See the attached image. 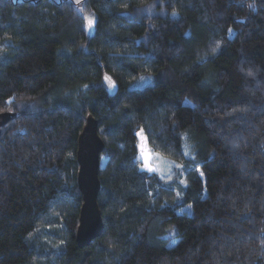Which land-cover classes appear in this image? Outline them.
Returning a JSON list of instances; mask_svg holds the SVG:
<instances>
[{
	"label": "trees",
	"instance_id": "trees-1",
	"mask_svg": "<svg viewBox=\"0 0 264 264\" xmlns=\"http://www.w3.org/2000/svg\"><path fill=\"white\" fill-rule=\"evenodd\" d=\"M0 112V264H264V0H0ZM88 116L103 227L80 246Z\"/></svg>",
	"mask_w": 264,
	"mask_h": 264
},
{
	"label": "water",
	"instance_id": "water-1",
	"mask_svg": "<svg viewBox=\"0 0 264 264\" xmlns=\"http://www.w3.org/2000/svg\"><path fill=\"white\" fill-rule=\"evenodd\" d=\"M14 116L15 114L11 112H0V129ZM102 148L103 143L96 132V121L88 116L78 135L76 150L78 163L76 180L82 196L76 229V241L80 246L99 236L103 227L96 200L100 187L98 167Z\"/></svg>",
	"mask_w": 264,
	"mask_h": 264
},
{
	"label": "rangeland",
	"instance_id": "rangeland-1",
	"mask_svg": "<svg viewBox=\"0 0 264 264\" xmlns=\"http://www.w3.org/2000/svg\"><path fill=\"white\" fill-rule=\"evenodd\" d=\"M107 82V81H106ZM114 89L113 87L109 89L110 92H112ZM144 149V156H141V148ZM140 160H141V167L148 170V168L143 167L145 164V161L147 160V163L152 167L153 172H156L160 178L163 179H174L176 178V164H174L172 161L164 159L160 157L159 155L155 154L152 151H149V148L145 145V143H140ZM150 171V170H148Z\"/></svg>",
	"mask_w": 264,
	"mask_h": 264
},
{
	"label": "snow or ice",
	"instance_id": "snow-or-ice-1",
	"mask_svg": "<svg viewBox=\"0 0 264 264\" xmlns=\"http://www.w3.org/2000/svg\"><path fill=\"white\" fill-rule=\"evenodd\" d=\"M250 7H251V5H250ZM81 12H83V9L81 8V9H79ZM175 14V13H174ZM85 20H86V22H87V25L89 26V27H91L92 25H93V23H94V18L91 16V15H89V16H85ZM229 31H231V30H229ZM249 74H251V73H249ZM106 79H108L109 80V83L111 84L112 83V81L110 80V78H108V77H106ZM143 134V130H141V133H139L138 135H142ZM147 138L145 137V140H146ZM150 151V150H149ZM141 156L143 157L144 156V149H143V147L141 148ZM143 167H146V168H148V170H153L152 169V167L147 163V160L145 161V164L143 165Z\"/></svg>",
	"mask_w": 264,
	"mask_h": 264
}]
</instances>
